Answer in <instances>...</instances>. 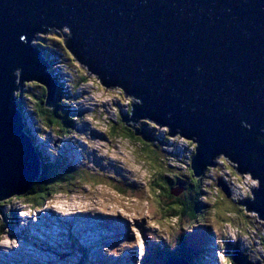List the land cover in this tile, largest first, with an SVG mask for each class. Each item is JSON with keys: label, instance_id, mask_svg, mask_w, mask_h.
<instances>
[{"label": "water", "instance_id": "obj_1", "mask_svg": "<svg viewBox=\"0 0 264 264\" xmlns=\"http://www.w3.org/2000/svg\"><path fill=\"white\" fill-rule=\"evenodd\" d=\"M62 29L80 64L136 99L125 123L146 119L195 141L194 176L218 155L249 173L258 184L240 203L264 220V0H0V201L38 177L15 97L34 80L53 104L56 84L32 40ZM246 257L232 253L237 264Z\"/></svg>", "mask_w": 264, "mask_h": 264}, {"label": "rangeland", "instance_id": "obj_2", "mask_svg": "<svg viewBox=\"0 0 264 264\" xmlns=\"http://www.w3.org/2000/svg\"><path fill=\"white\" fill-rule=\"evenodd\" d=\"M65 31L62 29L38 33L37 37L45 38L48 44L50 43L48 51L52 52L56 58L54 67L57 75L55 78L63 83V87L60 89L62 98L60 100L69 109H80L79 119L72 118L74 124L72 122L62 132L55 133L49 127H45V124L43 125L40 120L35 121L29 99L22 96L23 102L21 101L20 104H22L24 115L28 118L27 126L31 128V137L35 135L33 129L42 132V137L38 138L35 135L34 146H38L46 156L55 158L49 150L52 146L55 153L67 156L73 168L80 172L81 177H77L78 180L72 179L70 185L57 187L50 199L44 201L36 210H31L32 212L27 210L17 212L20 207L26 205L16 196L11 195L0 201V224L4 220L5 212L12 213V219H7L6 225L8 226L6 229L3 228L0 236V239H7L9 242L7 244L0 243V264H75L78 260L81 264H85L84 262L87 260L85 253L77 254L76 244L73 240L69 239L64 232L62 233L57 224L56 227L59 231L55 232L51 225L53 222L49 223V220L54 217L57 219L56 223L71 227L73 222L66 220L65 216L73 213V217L81 214L100 215V211H106L109 213L108 215L125 219L130 225L136 226L135 233L130 232L131 235L123 242L127 239L136 240L137 246L142 248L136 257H127V262L129 261L127 264H142L143 248L157 247L163 251L172 234L180 230V224L175 218L167 219L160 215L158 197L152 187L154 181L152 180L154 177L152 168L143 162L138 151V144L123 136L111 137L108 135L110 120H115L118 112H124L127 103H136V99L123 91L120 93L117 86L103 85L95 74H92L74 57L72 58L73 62L71 57L69 58L60 49L63 46ZM50 36L61 41L62 45L59 42L52 45L48 40ZM38 38L35 37L32 43H40ZM64 61L69 62L68 65ZM39 86L42 87L34 80L24 82V89L28 93L39 91ZM138 121L149 123L146 119ZM130 126L135 127V123L133 125L131 121H127L128 131L131 130ZM137 130L140 131L139 128ZM155 130L167 133L168 128L157 124ZM166 137L167 142H170L169 145L176 144L180 149L184 148L185 158L179 161H173L169 157H167L169 161L163 159L166 162L164 165H168L166 172L169 176L170 174L178 176V184L175 187V190L178 191V185L186 180L187 156L189 157L191 151L195 149L196 143L192 139L178 134L166 135ZM150 140H145V143ZM180 149H177L179 153H181ZM162 156H166L164 150H162ZM221 159L223 163H221ZM235 172L233 163L222 155L216 156L213 159V164L206 167V178L211 182L208 185L207 194L208 205L212 208V213L206 219H199L194 228L201 233L204 230L208 240L202 238V241L216 248L215 251H212L211 258L208 250L205 252L204 258L207 257L206 261H209V264L233 263L232 260L226 259L224 245L230 248L225 244L226 242L230 243L235 250L246 254V258L251 264H264V249L261 242V237L264 236V220L258 219L254 212L246 211L240 203L251 198L249 193L252 188L257 187L258 183L250 177L249 173ZM219 181L224 183L227 188L228 197L226 198L221 187L223 185L219 184ZM115 185L125 191L118 190ZM180 193L181 191H178V194ZM162 200L164 199H161V202ZM206 213L210 214V210ZM47 223L50 225L47 226ZM194 228H190V230L193 231ZM142 230L146 231L148 238L145 237ZM68 234L70 235V232ZM99 234L103 237L105 233L99 232ZM148 242H150V246H146ZM109 245L119 246L120 244L116 239H111ZM92 246V249L88 247L87 250L91 249L92 252H96L99 245L93 244ZM202 250L203 247L200 246L196 251V258L202 255V253H198ZM88 251H85L86 255L95 257ZM161 255L164 256V253L162 252ZM156 259L153 264L158 262L164 264L165 262ZM120 262L121 260L119 264H125ZM235 263L237 264V262Z\"/></svg>", "mask_w": 264, "mask_h": 264}, {"label": "trees", "instance_id": "obj_3", "mask_svg": "<svg viewBox=\"0 0 264 264\" xmlns=\"http://www.w3.org/2000/svg\"><path fill=\"white\" fill-rule=\"evenodd\" d=\"M48 40H50L52 45L57 42L62 45L61 41H58V39H56L54 36H50V39ZM42 41L43 44H48L45 38H43ZM60 49L63 50L69 56V58H73L71 53H69V51L64 47V43L63 46L60 47ZM48 53L51 52H49L48 49H44L43 58L45 60L48 59ZM68 56L66 57L68 58ZM72 61L74 62L73 59ZM64 63L68 65L69 62L67 63L64 61ZM54 65L55 63H53L52 65L53 71L55 70ZM68 70L71 71L72 69ZM80 79L83 78L81 77ZM39 87L40 90L34 91L33 93L22 92V96H25L27 99H29V102L32 104V113L34 118L36 119L35 121L40 120L43 125L45 124V127H49L55 133H60L63 129H65L66 126H70V123L73 122L72 118L76 120L79 119V117L75 116L73 113H70V109L68 108V106L63 104V102L60 100V89H62L63 83L62 87L57 85L58 91L56 93L55 100L51 106L45 105L46 91L43 86ZM118 91L120 93L122 92L121 89H118ZM16 96L19 97L21 95L17 93ZM132 104V102L127 103L125 111H119L115 120H110L108 135H110L111 137L116 135L123 136L124 138H127L128 140L131 139L134 141V143L138 144V151L143 158V162H146L148 166L152 168V173L154 176L152 179L154 180L152 183V187L154 189L156 197H158V204L159 208L161 209L160 215H162L163 218L167 219L175 218V220L180 224V230L177 231L175 234H172L169 242L164 246L163 251L159 250L157 247H150V249H147V247L144 248L145 254L143 257L142 264H153L156 258L158 259H156L157 261L163 259L164 261H166L167 259L174 256H179L188 263H193L197 250L195 247L200 244L202 238H206L208 240V236L205 231L203 230L202 233L198 232L195 230L194 226L195 224H197L199 219H206L210 217L212 213V208L208 205L209 201L207 194L208 185H210L211 182L209 179L206 178V168L200 176L193 175V172L190 168V161L195 149L191 151L187 163L185 164L187 172L186 180L182 181L181 185H179V187L182 188L181 193L178 195H172L170 193L171 191H177V189L175 190V187L176 184H178V176L176 174H170L169 176V174L166 172V167H168V165H164L166 162L163 160L165 159L166 161H169L167 159L169 155H166L165 157L162 156V150L167 147L168 140L166 135L168 136L169 132L166 133L164 131H156L155 126L157 124L154 122L147 123L145 121L138 120L131 121L132 123H135V127L131 128V130L128 131L126 128L125 120L130 115ZM19 105L20 102H17V108L21 111L22 106ZM23 119L26 118L23 116L22 110V116L20 115V121L25 124L23 122ZM106 121L108 122V120ZM138 128L142 131V134H144L145 137L151 139H149V142L145 143L143 137L135 133V130ZM30 129V127L25 125L23 130H25V132L30 135ZM35 134H37V137H42L41 131L35 130ZM30 138L32 144L34 145L36 140L35 135H32V137L30 135ZM34 148L36 150L35 157L38 161L39 168L38 177L30 184V186L27 188L26 192L23 195L16 196V198L22 200L23 204L27 206L39 207L44 201L50 199V196L56 192L57 187L68 184L70 185L72 184V179L78 180L77 177L81 176L80 172L77 169H74L73 166L69 164L67 158L65 156H61L55 153L53 151V148H50L49 150L51 153L55 154V158H49L48 156L45 157L40 149L38 150L36 146H34ZM171 148V154L172 156H174L175 159H181L182 157H184V155L178 156V148L175 147V144H173ZM183 151L184 150L181 151V154H183ZM221 163H223L222 159ZM115 187H117V185H115ZM117 189L121 190L122 192L125 191V189L120 187H117ZM161 199L164 200H162L161 202ZM208 210H210V214L206 213V211ZM7 219H12L11 212L4 213V220L0 224V236L3 232V228L6 229L8 226L6 225L8 223ZM183 224H185V227L183 226ZM190 228H194L193 231L190 230ZM145 237L148 238L146 236V233ZM261 242L264 249V236L261 237ZM225 244H227L230 248L228 249L226 245H224L226 249H224L223 247L222 248L225 250L226 259H229L231 261L232 253L235 248L231 247L230 243L228 242H226ZM146 246H150V242H148ZM162 252L164 253V256L161 255ZM157 264H160V262H158ZM232 264L235 263L233 262Z\"/></svg>", "mask_w": 264, "mask_h": 264}, {"label": "bare ground", "instance_id": "obj_4", "mask_svg": "<svg viewBox=\"0 0 264 264\" xmlns=\"http://www.w3.org/2000/svg\"><path fill=\"white\" fill-rule=\"evenodd\" d=\"M48 62L50 63V64H52L53 65V63H54V61H55V58H54V56H53V54L52 53H48ZM56 84L57 85H59V86H61L62 87V82L61 81H56ZM22 101V98L19 100V102H21ZM23 102V101H22ZM21 106H22V104H20ZM19 105V106H20ZM23 122L27 125V122H28V120L27 119H23ZM24 135H25V133H24ZM30 140V139H29ZM30 144H31V146H32V148H33V144H32V141L30 140ZM33 150H34V153L36 154V150L33 148ZM74 214V213H73ZM73 217L71 216H68V217H65V219L66 220H68V221H72L73 222V219H72ZM79 219V218H78ZM59 221L61 222V219L59 218ZM83 227V226H82ZM78 229H80L81 230V228H78ZM83 230V229H82ZM112 230H113V228L112 227H110V228H107V229H104V230H102L101 232H103V233H105L104 234V236L103 237H106L107 236V234L108 233H110V232H112ZM98 234H99V232H98ZM87 235H88V233H87V231H83L82 233H81V237H84L85 236V238L87 237ZM93 236L94 237H97V234H93ZM109 236H111V235H109ZM102 237V236H101ZM116 237H122V233L121 232H117L116 233ZM88 240V237L86 238V240L85 241H87ZM85 243H87V242H85ZM90 244H87V246L88 247H92V245H90ZM18 247H19V245H18ZM17 247V248H18ZM128 249V248H127ZM97 257V258H96ZM95 258L96 259H100L99 260V262L100 263H102V264H106V262L104 261V260H102L99 256H95ZM164 261V259L162 260V262Z\"/></svg>", "mask_w": 264, "mask_h": 264}, {"label": "built area", "instance_id": "obj_5", "mask_svg": "<svg viewBox=\"0 0 264 264\" xmlns=\"http://www.w3.org/2000/svg\"><path fill=\"white\" fill-rule=\"evenodd\" d=\"M170 144V142H168V144H167V150L169 151V158H173L172 160L173 161H179L180 159H175L174 158V156H172V148H171V146L173 145V144H171V145H169ZM175 147H177L178 149H180V147L179 146H177L176 144H175ZM181 151L182 150H184V148L182 147L181 149H180ZM178 153V156H181V155H184V154H181V153H179V152H177ZM182 158H185V156L184 157H182ZM181 158V159H182ZM189 157L187 156V159H188Z\"/></svg>", "mask_w": 264, "mask_h": 264}, {"label": "clouds", "instance_id": "obj_6", "mask_svg": "<svg viewBox=\"0 0 264 264\" xmlns=\"http://www.w3.org/2000/svg\"><path fill=\"white\" fill-rule=\"evenodd\" d=\"M0 243H2V244H7V243H9V242L7 241V239H0Z\"/></svg>", "mask_w": 264, "mask_h": 264}]
</instances>
